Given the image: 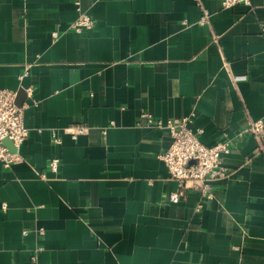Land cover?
Here are the masks:
<instances>
[{
	"label": "crops",
	"instance_id": "1",
	"mask_svg": "<svg viewBox=\"0 0 264 264\" xmlns=\"http://www.w3.org/2000/svg\"><path fill=\"white\" fill-rule=\"evenodd\" d=\"M262 22L264 0H0V87H34L24 159L0 162V264H264V152L240 135L264 117ZM143 112L237 143L213 198Z\"/></svg>",
	"mask_w": 264,
	"mask_h": 264
},
{
	"label": "built area",
	"instance_id": "2",
	"mask_svg": "<svg viewBox=\"0 0 264 264\" xmlns=\"http://www.w3.org/2000/svg\"><path fill=\"white\" fill-rule=\"evenodd\" d=\"M222 3L226 7L239 3L250 5L252 0H222ZM207 17L208 13L205 12L201 21L205 22ZM94 25L95 21L90 15L81 14L70 27L75 31H81L84 28H93ZM261 29L264 32V22L261 23ZM57 35L58 33L54 32V36ZM24 76L25 74H21L20 79ZM25 90L29 97L33 95L34 87L28 86ZM17 96L18 89L0 87V162L8 168L24 159L20 148L29 136L25 110L30 103L26 99L22 105H18ZM34 103L37 104V102ZM142 116L146 124L165 127L172 135V143L160 154L170 174L182 184L193 182L194 188L198 189L204 197L213 198V183L230 173L224 164V155L232 152L237 143L230 138H222L212 145L205 144L200 140L199 132L190 127V119L186 117L163 119L150 112H143ZM66 130L72 134L73 138H77L79 134L87 133L88 126L77 124ZM246 133L256 138L259 150L264 152V117L249 119L240 135ZM52 134L54 142L60 143L61 138L57 132L53 131ZM6 139L12 141L13 149L5 143ZM49 167L57 171L59 158H52L49 161ZM41 175L44 176V173ZM183 194V189L172 191L169 194V200L178 202ZM40 232L42 235L43 230L41 229Z\"/></svg>",
	"mask_w": 264,
	"mask_h": 264
},
{
	"label": "water",
	"instance_id": "3",
	"mask_svg": "<svg viewBox=\"0 0 264 264\" xmlns=\"http://www.w3.org/2000/svg\"><path fill=\"white\" fill-rule=\"evenodd\" d=\"M26 99H27V93H26V90H25L24 87H21V88L18 90V96H17V103H18V105H22ZM5 143H6L7 145H9L10 148L13 149V144H12V141H11V140L6 139V140H5Z\"/></svg>",
	"mask_w": 264,
	"mask_h": 264
}]
</instances>
